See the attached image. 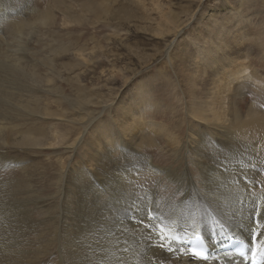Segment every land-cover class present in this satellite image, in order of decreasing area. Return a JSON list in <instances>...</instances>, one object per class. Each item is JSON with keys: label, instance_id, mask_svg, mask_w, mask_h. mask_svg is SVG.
Instances as JSON below:
<instances>
[{"label": "bare ground", "instance_id": "6f19581e", "mask_svg": "<svg viewBox=\"0 0 264 264\" xmlns=\"http://www.w3.org/2000/svg\"><path fill=\"white\" fill-rule=\"evenodd\" d=\"M255 1L263 4L262 0ZM65 3L66 0H0V264H39L47 251L52 253L51 248L57 249L55 257L49 256L46 260L53 259L55 264H264V235H260L264 231V220L259 219L260 211L264 210V111L257 101L247 102L245 95L246 89L252 86L249 82L261 78L255 73L254 78L241 73L246 72V67L239 61L247 54L242 53L241 39H229L232 30L229 23L236 20L225 8L233 4L231 1L220 6L223 10L216 6L217 10L212 9V13H204V19L198 22L201 31L192 43L200 46L208 41L214 45L220 35L229 39L224 46L218 47L220 52L204 49L211 56L210 62L196 64L193 68L198 71L190 73L194 61L193 44L185 46L178 55H171L177 71L175 78L183 82L184 94L181 92L182 98H178L182 100L187 96L190 117L205 119L208 113H213L215 119L212 124H198L197 130L191 131L197 137L193 144L199 143L197 148L191 149L194 155L191 158L198 171L193 175L190 170L180 172L184 165L180 169L178 166H156L140 149L156 145L152 130L145 133L143 121L129 128V142L113 137L118 129L108 125L96 130L93 142L86 146L87 161L96 164L95 172L91 174L75 168L66 173L58 166L62 205L58 210L48 209V216L37 224L29 168L25 167L28 176L23 183L15 178V166L21 165L18 151L54 142L59 158L65 149L74 153L79 135L94 119L91 116L94 109L86 106L90 98L81 88L86 85L82 84L86 79L79 73L72 77L74 72H71L74 62L79 69L84 62L72 51L86 32L76 36L60 32L58 36L51 31L60 24L58 11L77 23L72 29H87L84 17L83 20L77 15L76 5ZM42 4L46 8H38ZM80 4L82 1L78 8ZM84 4L80 11L92 16L97 24L109 16L100 14L99 5L94 6L90 1ZM163 17L165 25L163 29L162 26L158 28L157 34H162L163 30L166 34L182 25L174 13ZM189 20L190 17L183 24ZM225 46L233 48L225 52ZM80 50L79 56L86 49ZM172 78L164 76L163 79L170 82ZM59 81H64L62 86L67 89H59ZM210 85L213 87L209 88ZM253 87L264 91L263 86L253 84ZM72 89L85 92L88 102L84 104L83 99L75 102L70 96ZM91 104L95 107L100 101L96 99ZM126 105L123 113L128 114L114 113L112 120L128 124L132 119H140L142 108L138 106L134 110V102ZM75 110L86 115H76L72 112ZM57 118L65 123L58 124V131L52 133L45 122ZM79 125L81 127H75ZM171 128L180 134L184 130L177 123L173 127L160 125L158 130L167 129L170 134ZM207 129L210 135L205 134ZM169 134L167 148L175 150L173 146L183 144L181 135L170 137ZM116 138L121 139V146L113 143L111 147L106 143V139ZM186 142L185 147L192 148ZM182 161L175 160L179 164ZM62 165L64 168V163ZM144 172L153 173L150 176L159 180L158 184L154 183L156 186L161 180H173L179 186L178 196L159 192V187L153 188L144 180L138 183ZM190 185H193L191 192ZM109 198L113 205L108 204ZM48 202L44 200L46 206H51L52 202ZM145 210L150 218H155L152 223L167 226L168 239L164 243L172 251L158 247L160 240L151 230L149 219L144 218ZM195 234L205 237L214 255L210 253L205 260L192 255L187 241ZM173 236H180L181 240H173ZM231 237L243 239L248 244L247 258L221 251ZM254 243L258 244L257 250L253 249Z\"/></svg>", "mask_w": 264, "mask_h": 264}, {"label": "rangeland", "instance_id": "374dc122", "mask_svg": "<svg viewBox=\"0 0 264 264\" xmlns=\"http://www.w3.org/2000/svg\"><path fill=\"white\" fill-rule=\"evenodd\" d=\"M80 1H82L80 8L85 6V1H90L94 6L99 5L101 7V15L105 16L109 14V16L102 18L101 22L97 24L96 21H92V16L80 11V8H78ZM230 1L233 4L225 8L231 11L228 15L235 17L236 20L229 23V28H232V30L230 29L231 33L228 34L229 39H233L234 37L241 39L239 41L243 43L242 53L245 52L247 54V56L239 61L240 65L246 67V72L244 74V71L241 73L250 78H254L253 73H255L261 78L258 81L251 80L252 82H249L252 83V86L245 91V95L248 98L247 102L257 101V104L260 107L262 106L261 108L264 111V91L253 87V84L264 87V0H262V5L257 4L255 0H66L65 4L76 5L79 12L77 15L81 19L84 17L87 29H72L77 23L65 18L62 12L58 11L57 18H59L58 24H60L58 28H54L51 31L58 36L60 32L68 34L71 32L73 36L86 32V35L76 42L75 45L78 46H76V50L72 51L75 57L81 58L84 62L80 66V69L76 68L74 62L71 72H74L72 77H77L76 74L79 73L86 79V82L82 83L86 85H83L81 88L86 90L88 98H90V102L86 106L94 109L91 115L94 119L90 123H87L88 128L79 135L75 143L74 153H71L70 149H65L62 158H59L57 145L53 144L54 142L51 145L46 144L43 147H32L26 151H18L20 157L19 163L21 165L15 166V178L23 183L28 176V170L26 171L25 167L29 168L32 180L33 212L37 224H40L45 216H48L46 212L48 209L54 208L58 210L60 204L62 205L59 188L61 181L59 167L63 171H66V173L75 170V168H82L91 174L95 172L97 168L96 164H89L87 161L86 146L88 143L93 142L96 130L107 128L108 125L113 129L114 127L118 129L113 133L114 135L112 134L113 137L118 136L125 142H129V128L138 121H143L144 125H146L145 133L147 134L152 130L153 133L151 132V134L156 137L154 141L156 145L140 148L145 156L152 159L156 166L161 168L178 166L180 169L184 165L180 172L190 170L194 175L198 171V166H196L193 158H191L194 157V155H191V149L197 148L199 143L193 144L192 141L197 139V137L191 131H196L198 124L208 126L215 119L213 113H208V117H205V119L190 117L192 115L186 106L187 96L184 95L183 99L180 100L182 93L184 94L183 89H181L183 82L175 78L177 71L174 68V59L172 60L171 57L175 54L178 55L179 51L185 46L193 44L194 61L191 62L190 73L193 70L198 71V69L193 68L196 64L201 65L210 62L211 56L205 53L204 49L210 50L211 53H216L219 51L218 47L224 46L225 42L229 39L220 35L214 45L209 44L208 41L205 45L200 46L199 43H192L193 39L201 31L198 22L204 19V13H212L213 10H217L216 6L221 9L223 5L225 6V3ZM122 4L124 7H122ZM240 4L242 6L238 8ZM38 8L44 9L46 5L42 4ZM169 13H174L177 16L176 19L182 25L179 29H174L166 34H163L164 30L162 34H157L158 28L162 26L163 29L165 25L163 16ZM189 17L190 20L186 24H183ZM86 19H88V22ZM96 24L99 25L98 28H96ZM217 26L221 27L220 25ZM45 32H41V35L46 38L47 34ZM80 48L87 51L84 50V53L79 56L78 53H81L78 52L81 51ZM232 48L231 46H225L224 50L225 52H229ZM88 54L94 58H90ZM68 57L67 55L66 58ZM162 69L167 70V73L164 72L165 70L162 71ZM164 76L173 77L172 80L176 86L171 80L167 82L169 79H166L164 82ZM63 83L64 81L58 82V87L61 90L67 89L62 86ZM151 83L159 85H157L158 87L152 86L150 88L148 85ZM212 87V85L209 86V88ZM70 96L75 102L78 99H83L84 104L88 102L85 92L80 93L72 89ZM96 99L100 101V104L95 107L91 106V102ZM126 99L127 102H122V100ZM132 102L136 103L134 110L139 108L138 106L143 110L140 119H132L128 124H121L117 120H112L114 113L126 116L128 113H123L124 106L127 104L126 106L128 107ZM75 108L78 109L77 105ZM72 112L82 117L86 115L79 110ZM217 112L219 113V110ZM74 118L76 119V117ZM60 123H65V121L57 118V120H47L45 125L53 133L58 131V124ZM172 123L182 125V130L184 128L183 133L180 134L177 129L173 128H171L170 134L167 129L158 130L160 125L173 127L174 124ZM84 125L86 124L82 126ZM118 126H121V128H118ZM75 127L79 128L81 126ZM161 134L162 136H160ZM168 134L170 137L177 136L178 134L179 136L181 135L183 144L180 143L173 146L175 150L167 148V142H169ZM205 134L210 135V130L207 129ZM166 136L167 138H165ZM185 142L192 148H186ZM106 143L111 147L113 143H119V146L122 145L121 139L118 141L117 138L113 141L106 139ZM189 154L190 156H187ZM69 156L70 160H67ZM176 159L183 160L181 162L182 165L176 163ZM62 163H64V168ZM144 173L138 183L142 184L143 182L141 181L144 180L153 188L159 187V192L165 191L167 194L177 195V187L179 186L173 180H161L160 185L156 186L154 183L158 184L159 180L153 179L150 176L153 173ZM24 186L27 187V184ZM150 186L145 187L149 188ZM188 190L191 192L193 185L188 186ZM44 200L45 202L46 200L49 201L48 203L52 202V205L46 206ZM107 202L113 205L111 198ZM43 228L42 224L41 229L43 230ZM38 233L40 234L41 231H38ZM50 250L52 253L50 254V251H47V256L40 259L39 264H55V260L53 259L50 260L48 258L46 260L49 256L54 258L57 252L56 248H51Z\"/></svg>", "mask_w": 264, "mask_h": 264}, {"label": "snow or ice", "instance_id": "6c2138e0", "mask_svg": "<svg viewBox=\"0 0 264 264\" xmlns=\"http://www.w3.org/2000/svg\"><path fill=\"white\" fill-rule=\"evenodd\" d=\"M253 208H254V213H256L257 209L255 207H253ZM144 218L149 219V224L151 226V230H154L156 232L157 238L160 240V244L158 245V247L161 249H167L168 251H172L171 247L164 243V241H166L168 239V232L165 231V227H167V226L161 227L159 224L152 223V219H155V218H150V213L147 210H145V217ZM259 219L264 220V210L260 211ZM257 227H260V225L257 224ZM168 231L170 232V231H172V229H169ZM260 235H264V231H261ZM148 239L150 241L151 237H149ZM172 239L178 240L181 238L178 236H173ZM196 242H197V244H200V245L203 244V241H202L201 237H199V236L196 237ZM192 255L196 256L197 258L204 257L203 251H197L195 247L192 248Z\"/></svg>", "mask_w": 264, "mask_h": 264}]
</instances>
